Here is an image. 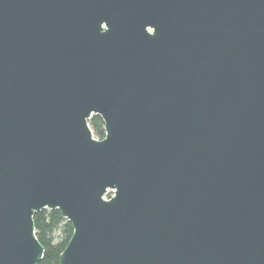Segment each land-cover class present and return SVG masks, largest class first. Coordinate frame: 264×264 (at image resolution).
<instances>
[{"label": "water", "instance_id": "1", "mask_svg": "<svg viewBox=\"0 0 264 264\" xmlns=\"http://www.w3.org/2000/svg\"><path fill=\"white\" fill-rule=\"evenodd\" d=\"M43 208L59 264H264V0H0V264Z\"/></svg>", "mask_w": 264, "mask_h": 264}, {"label": "trees", "instance_id": "2", "mask_svg": "<svg viewBox=\"0 0 264 264\" xmlns=\"http://www.w3.org/2000/svg\"><path fill=\"white\" fill-rule=\"evenodd\" d=\"M88 124L95 138H103V121L99 115H92ZM33 222L36 238L44 248L38 264H59V256L71 237L72 225L62 217L58 209L46 208L34 213Z\"/></svg>", "mask_w": 264, "mask_h": 264}, {"label": "built area", "instance_id": "3", "mask_svg": "<svg viewBox=\"0 0 264 264\" xmlns=\"http://www.w3.org/2000/svg\"><path fill=\"white\" fill-rule=\"evenodd\" d=\"M109 192H111V193H112V194H110V195H109V198H110V197L113 195V191H112V190H108V191H107V193L104 195V197H105L106 195H108V194H109Z\"/></svg>", "mask_w": 264, "mask_h": 264}, {"label": "rangeland", "instance_id": "4", "mask_svg": "<svg viewBox=\"0 0 264 264\" xmlns=\"http://www.w3.org/2000/svg\"><path fill=\"white\" fill-rule=\"evenodd\" d=\"M110 194H112V193H111V192H109V194H108V195H106L104 198H105V199H108Z\"/></svg>", "mask_w": 264, "mask_h": 264}]
</instances>
